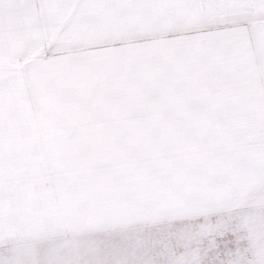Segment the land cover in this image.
<instances>
[{"label": "rangeland", "instance_id": "rangeland-1", "mask_svg": "<svg viewBox=\"0 0 264 264\" xmlns=\"http://www.w3.org/2000/svg\"><path fill=\"white\" fill-rule=\"evenodd\" d=\"M0 186L48 234L127 195L146 264H264V207L216 211L264 200V0H0Z\"/></svg>", "mask_w": 264, "mask_h": 264}, {"label": "crops", "instance_id": "crops-1", "mask_svg": "<svg viewBox=\"0 0 264 264\" xmlns=\"http://www.w3.org/2000/svg\"><path fill=\"white\" fill-rule=\"evenodd\" d=\"M101 180L99 182L89 181L83 183L82 186L78 184L71 185L68 189L76 190L78 194L75 197H77L82 194L80 192L85 190L84 188L90 187L92 189L98 186L97 189H99L101 186H105L107 179L101 178ZM5 194L4 187L0 186V264H146L152 262L155 256H159L160 243H155L151 249H148V246L142 249V243L138 241L140 243H137L134 248H130L132 243L129 242L134 241L133 235L141 240L149 237L145 235L146 233H155L151 237H156L154 241L160 242L157 240L158 237H161L160 219L149 214L147 217L139 216L137 215L138 212H133L135 213L133 220L134 215L128 218V206L125 198L127 195L121 194V192L94 191L93 193H86L87 198H98V206L102 209L99 213L105 215L104 217L96 218L93 210L95 206L89 205L88 202L85 206H88L91 210H83L84 208L81 210V205H76L74 202L65 206L59 201L60 207L63 208L62 215L66 217V215L71 214L72 216L69 217L74 220L72 224L70 222L65 225L62 224L60 232L56 234H48L47 228H45L48 226L47 206L44 207V211L41 209L39 211L32 210L28 207L26 210L18 211L17 215L15 206H12L15 204L6 203L10 200L14 202L15 195L12 194L10 197L9 194L6 199ZM134 194L132 193L131 196ZM103 200L107 201V204L116 205L115 207H123L122 209L126 211H110L112 206H104L101 203ZM243 204L238 203L236 206L232 204L230 207H222L216 211L222 215V213L234 214L240 212V209L243 208H262L264 207V200L258 203L249 201ZM133 205H136V203L131 206ZM67 206H69V209ZM83 211L84 213L87 212V215H84ZM118 213H121V217ZM203 213H206V211ZM106 215L108 216L106 217ZM223 221L227 224V220ZM17 223L28 225L27 227H19ZM30 223H35V225L30 227ZM226 224L222 227H225ZM259 226L258 224V228H260ZM256 229L257 226L254 230ZM215 230L217 228L213 232H216ZM241 230L240 227L236 230V236L239 237V241L241 240L240 243L245 232L247 233V231ZM254 230L252 231L254 232ZM157 231L159 232L157 233ZM34 233L35 236H32ZM259 235L264 237L262 233H259ZM251 237L255 238L256 236L252 235ZM201 242L203 245L204 239ZM212 254L214 255V253ZM145 255H148V257L145 258ZM216 256V260H218L219 253Z\"/></svg>", "mask_w": 264, "mask_h": 264}]
</instances>
